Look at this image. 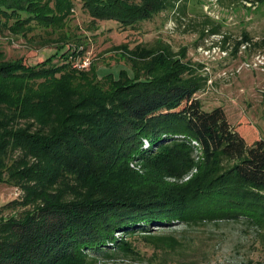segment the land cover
Wrapping results in <instances>:
<instances>
[{"label":"trees","instance_id":"1","mask_svg":"<svg viewBox=\"0 0 264 264\" xmlns=\"http://www.w3.org/2000/svg\"><path fill=\"white\" fill-rule=\"evenodd\" d=\"M188 5L0 0L1 32L27 38L37 27L59 33L57 48L65 47L35 65L5 60L0 49V184L20 191L0 206L13 212L0 215V264L139 260L132 243L138 237L165 252L181 247L172 234H151L174 224L242 219L264 237V138L231 124L222 107L202 109L196 94L209 76L187 58V48L174 50L159 38L124 41L114 48L132 75L98 78L92 63L73 66L84 58L85 37L63 31L75 7L95 37L108 20L120 32L137 31L158 14L182 25ZM207 33H220V26ZM207 33L201 31L200 44ZM244 43L251 48L246 34L231 54Z\"/></svg>","mask_w":264,"mask_h":264},{"label":"rangeland","instance_id":"2","mask_svg":"<svg viewBox=\"0 0 264 264\" xmlns=\"http://www.w3.org/2000/svg\"><path fill=\"white\" fill-rule=\"evenodd\" d=\"M189 0L185 22L180 25L175 22L174 31H169L170 24L163 15H156L149 21H144L137 31L120 32L116 22L101 21L95 37H88L86 31L89 17L78 7L74 8L73 18L66 25L63 32L76 35L82 41L84 57H88L96 67L98 78L106 74L118 76L121 70L132 75L130 66L125 63L122 52L115 50V46L122 42L129 45L137 42L152 43L156 38L171 45L174 50L187 48V58L192 63L204 62L197 53L201 40V31L211 30L212 25L218 24L220 32L227 37V41L235 46V42L246 34L251 43L250 56L253 52H264V5L254 0V9L241 6L240 3L224 0L213 3L210 0ZM209 14L204 13V7ZM211 24L204 25L208 19ZM174 25V24H173ZM174 25V27H175ZM207 33L203 40H210ZM59 33L47 34L40 28H35L27 38L14 37L8 32L0 31V49L3 50L5 60L23 58L30 65H35L49 58L54 53L59 55L64 49L57 48ZM251 40V41H250ZM254 46V47H253ZM245 54H231L225 65L216 61L209 62L212 83L196 94L204 111L222 107L231 124L252 128L257 136L264 138V73L260 71H243L234 76L218 77L223 70H233L243 59ZM254 136L248 134L247 140ZM20 191L16 188L0 184V206L3 202L16 199ZM10 210L0 207V215L12 214ZM259 229L254 228L242 219L236 221L223 220L218 223L206 222L200 226L186 227L174 224L172 227L158 229L151 234H172L181 242V247L173 252L155 249L146 244L141 238L133 239L132 243L140 253L141 259H117L102 264H264V237Z\"/></svg>","mask_w":264,"mask_h":264},{"label":"built area","instance_id":"3","mask_svg":"<svg viewBox=\"0 0 264 264\" xmlns=\"http://www.w3.org/2000/svg\"><path fill=\"white\" fill-rule=\"evenodd\" d=\"M213 3H217V0H210ZM241 6H244L246 8H251L254 9L255 8V1L254 0H241L240 2ZM209 10L208 8H206V6L204 7V13L206 15H209L211 17H213L212 15L209 14ZM170 24L169 26V31H174L176 28L175 22L171 19L168 20V22ZM175 27H174V25ZM207 33V31H206ZM210 39H213L214 41H210V40H203L202 43L197 47V53L199 54V56L205 60L207 63L204 62H200L204 65V73H207V75L209 76L208 82H207V86L208 84L212 83V69L210 66H208L209 62H213L216 61L221 65H225L226 61L229 59L230 55H231V51L233 46L227 42L224 46H223V42H224V35L223 33H218V34H214V35H210ZM248 48H250V44L249 43H244L241 44L239 51H238V55L241 54H245L246 57H244V59L236 66L234 67L233 70L230 69H226L223 70L221 72V74H219V78L220 77H225V76H234L237 74H240L243 71H260L262 73H264V52L261 51H256L253 52L250 56L247 55V51ZM90 61L88 57H84L82 60H76L75 64L73 65L74 68L77 69H85L89 66ZM188 179V177H187Z\"/></svg>","mask_w":264,"mask_h":264}]
</instances>
